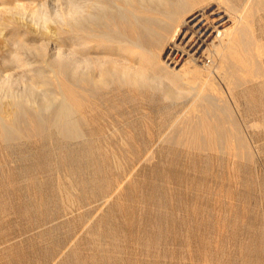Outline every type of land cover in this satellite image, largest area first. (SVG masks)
Wrapping results in <instances>:
<instances>
[{"label": "rangeland", "instance_id": "obj_1", "mask_svg": "<svg viewBox=\"0 0 264 264\" xmlns=\"http://www.w3.org/2000/svg\"><path fill=\"white\" fill-rule=\"evenodd\" d=\"M66 2L7 0L15 12L0 18V75L13 50L35 65L29 87L0 85V104L13 107L29 93L23 107L38 121L60 102L40 108L43 93H53L42 74L50 79L52 64H64L54 48L64 51L78 34L67 30ZM31 12L51 17L47 29ZM256 23L264 44V7ZM20 41L28 47L17 49ZM255 85L242 87L255 100L240 97L242 148L230 151L176 138L187 99L119 85L92 99L93 136L52 122L44 132L0 138V264H264V84Z\"/></svg>", "mask_w": 264, "mask_h": 264}, {"label": "bare ground", "instance_id": "obj_2", "mask_svg": "<svg viewBox=\"0 0 264 264\" xmlns=\"http://www.w3.org/2000/svg\"><path fill=\"white\" fill-rule=\"evenodd\" d=\"M6 1L0 0V18L15 12ZM66 1L67 30L74 28L78 34L68 36L70 42H65L64 51L55 46V56L64 54L65 62L52 64L55 74L50 79L42 74L53 93H43L42 101L37 102L40 108L48 109L51 100L58 99L59 105L41 122L23 107V100H29L30 94L19 93L13 107L0 104V138L44 132L52 122L63 132L86 137L96 134L89 127L90 103L101 88L119 85L135 91H158L171 101L180 97L189 101L183 115L176 118L180 128L174 130L184 145L228 151L242 148V130L234 117L241 111L240 97L244 96L247 104L255 100L242 87L264 84V62H259L264 44L256 32V15L264 7V0ZM37 15L31 12L32 21L47 29L51 17L45 12ZM25 43H16L17 49L28 47ZM20 52L13 50L7 60V53L2 56V67L10 69L0 75V85L5 88L13 89L18 83L29 87L27 77L35 67L34 60Z\"/></svg>", "mask_w": 264, "mask_h": 264}]
</instances>
